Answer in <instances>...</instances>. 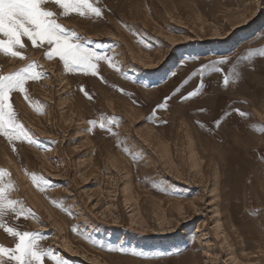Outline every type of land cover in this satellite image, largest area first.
Segmentation results:
<instances>
[{"label":"rangeland","instance_id":"rangeland-1","mask_svg":"<svg viewBox=\"0 0 264 264\" xmlns=\"http://www.w3.org/2000/svg\"><path fill=\"white\" fill-rule=\"evenodd\" d=\"M92 2L101 17L46 7L113 58L98 75L26 38L23 59L0 53V75L33 62L45 74L28 100L10 97L37 143L0 136V186L24 210L3 222L37 234L43 264H264V0ZM16 242L0 228V246Z\"/></svg>","mask_w":264,"mask_h":264},{"label":"snow or ice","instance_id":"snow-or-ice-1","mask_svg":"<svg viewBox=\"0 0 264 264\" xmlns=\"http://www.w3.org/2000/svg\"><path fill=\"white\" fill-rule=\"evenodd\" d=\"M54 4L62 11L61 16L69 13H76L80 17L93 16L101 17L102 11L92 0H0V53L12 58L23 59L21 49L25 48L24 40L31 42L34 48H44L45 58L52 59L58 57L63 67L68 72H81L96 76L98 75L97 65L101 60H107L112 64L113 58L104 54L103 56L89 50L86 44L92 41H82V39L71 30L65 29L58 23L57 13L46 7ZM264 56V50L259 53ZM251 55V54H249ZM188 59H192L190 56ZM225 61L218 60L214 63L203 65L198 69V75L201 82L194 91L182 100H187L200 94L204 86V73L208 69L219 72L217 64H223ZM37 65L33 62L26 67L9 75H0V136H4L9 143L14 141H27L29 144H36L37 141L32 138L24 127L17 121L10 97L13 92H19L28 100L26 82L36 81L45 77L41 71H37ZM175 75V73H173ZM228 78H224V85L227 86ZM83 91V88H81ZM179 91V89H177ZM170 97H165V102ZM36 112H41L43 106L34 105ZM164 104H158L157 108H163ZM203 111V109H201ZM241 116L244 113H240ZM96 121H89L94 125ZM113 119L100 123L102 130L111 131ZM220 120H216V126H219ZM203 127V125H201ZM91 131V128L89 129ZM15 151V148H13ZM3 172H0V181L3 179ZM34 184L47 185V181L32 176ZM7 188L0 186V228L17 241L13 248L0 246V259L7 257V264H43L45 257H52L50 250L38 246V236L32 232H20L12 227H8L3 218L9 213L17 215L23 214V209H17V201L10 200L5 193ZM95 243V242H93ZM120 251H123L121 249ZM164 255L165 253H160ZM142 255V253H137ZM54 264H66L61 257L54 258Z\"/></svg>","mask_w":264,"mask_h":264},{"label":"bare ground","instance_id":"bare-ground-1","mask_svg":"<svg viewBox=\"0 0 264 264\" xmlns=\"http://www.w3.org/2000/svg\"><path fill=\"white\" fill-rule=\"evenodd\" d=\"M158 245L156 244L155 247H157Z\"/></svg>","mask_w":264,"mask_h":264}]
</instances>
